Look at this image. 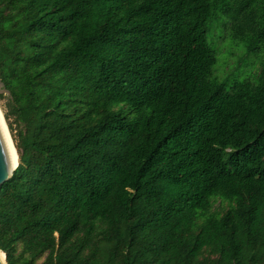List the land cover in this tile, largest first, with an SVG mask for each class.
Instances as JSON below:
<instances>
[{
  "label": "trees",
  "instance_id": "trees-1",
  "mask_svg": "<svg viewBox=\"0 0 264 264\" xmlns=\"http://www.w3.org/2000/svg\"><path fill=\"white\" fill-rule=\"evenodd\" d=\"M0 83L7 264H264V0H0Z\"/></svg>",
  "mask_w": 264,
  "mask_h": 264
},
{
  "label": "rangeland",
  "instance_id": "rangeland-1",
  "mask_svg": "<svg viewBox=\"0 0 264 264\" xmlns=\"http://www.w3.org/2000/svg\"><path fill=\"white\" fill-rule=\"evenodd\" d=\"M207 41L216 57L212 68V77L218 81L248 77L259 70L257 58L246 51L243 41L232 38L220 21L211 20L208 22ZM219 203V201L215 202L214 208H217ZM221 204L222 207L225 206L224 202Z\"/></svg>",
  "mask_w": 264,
  "mask_h": 264
},
{
  "label": "water",
  "instance_id": "water-1",
  "mask_svg": "<svg viewBox=\"0 0 264 264\" xmlns=\"http://www.w3.org/2000/svg\"><path fill=\"white\" fill-rule=\"evenodd\" d=\"M17 165L18 162L14 167L11 163L9 152L0 128V185L12 176L13 171L17 167ZM1 254H4V257H2ZM0 264H7L5 253L1 249Z\"/></svg>",
  "mask_w": 264,
  "mask_h": 264
},
{
  "label": "bare ground",
  "instance_id": "bare-ground-1",
  "mask_svg": "<svg viewBox=\"0 0 264 264\" xmlns=\"http://www.w3.org/2000/svg\"><path fill=\"white\" fill-rule=\"evenodd\" d=\"M0 128H1L4 140H5L8 152H9L11 163L14 167V166H16V164L18 162V155L16 153V149L14 147L13 141L11 139V136H10V133L8 131V128H7L6 122L4 120L1 109H0ZM1 256L4 257V254H1Z\"/></svg>",
  "mask_w": 264,
  "mask_h": 264
}]
</instances>
